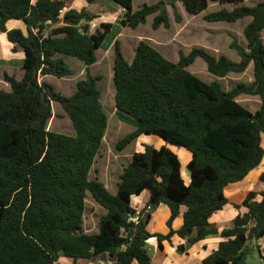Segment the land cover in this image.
<instances>
[{
  "label": "trees",
  "instance_id": "16d2710c",
  "mask_svg": "<svg viewBox=\"0 0 264 264\" xmlns=\"http://www.w3.org/2000/svg\"><path fill=\"white\" fill-rule=\"evenodd\" d=\"M70 1L0 0V31L13 51L25 56L23 78L5 75L11 91L0 90V264H57L61 257L76 264L102 254L114 264H152L148 244L163 249L174 235L191 245L209 236L222 238L218 249L199 264H247L253 244L263 259L259 241L264 237V191H249L242 203L235 204L225 189L245 180L264 159V1L248 6L245 0H161L134 11V0H111L123 10L122 26L131 29L146 24L152 15L153 30L170 28L168 6L179 20L177 2L192 16L204 13L211 3L239 5L206 14L204 20L210 23L251 18L243 30L247 47L235 41L230 45L239 62L193 48L174 63L141 41L128 63L116 40L117 115L135 127L116 148L122 151L142 136H157L166 145H145L135 153L115 194L90 176L108 127L100 78L87 72L72 96L40 81L42 76H73L63 56L86 67L94 65L114 26L100 22L92 29L99 16L86 8H69ZM12 20L23 21L27 34L8 29ZM197 58L218 78L243 74L253 64V80L225 90L220 81L205 82L188 70ZM241 95L258 96L260 108L251 111L238 101ZM52 102L62 105L74 135L48 130ZM167 145L191 153L189 184L179 156ZM260 179L264 182V173ZM144 191L150 198L137 212L132 198ZM88 194L106 210L96 233L84 230ZM258 195L261 201L256 200ZM228 204L247 212L237 215L230 228L219 230L210 219ZM161 205L170 211L166 234L148 230L152 211ZM183 208V224L175 230ZM178 248L185 250L184 245Z\"/></svg>",
  "mask_w": 264,
  "mask_h": 264
},
{
  "label": "rangeland",
  "instance_id": "374dc122",
  "mask_svg": "<svg viewBox=\"0 0 264 264\" xmlns=\"http://www.w3.org/2000/svg\"><path fill=\"white\" fill-rule=\"evenodd\" d=\"M161 0H134L133 10L136 11L142 4H156ZM264 0H245L244 5L253 6ZM83 2L88 10L102 16L103 19L95 20L91 24L99 25L100 22L112 23L114 26L108 34L102 47L97 51V62L90 66L79 61L76 58L63 56L66 64L73 70V76L66 78H56L54 76H42L40 81H46L52 84L55 90L63 96H72L76 91V84L79 80L86 78L87 72L92 76L100 78L98 86L102 94L101 102L108 115V127L103 139V144L99 154L96 157L95 163L91 170V179H98L106 188L115 194L120 176L123 174L125 167L129 165L135 153L144 150L145 145H152L155 148H160L166 143L157 136H142L127 146L124 150L118 151L117 143L135 130L134 125L121 121L117 115L115 105V83H114V44L116 40L121 42L122 53L128 63H132L135 55V50L141 41L149 42L155 47L165 58L177 63L179 62L181 53L188 55L193 48H203L215 56H226L233 62H239L240 56L231 49L232 42H236L243 48L247 47L246 40L243 35L245 18L236 23L230 24L226 22L210 23L204 20V16L208 13L219 11L221 9L233 10L239 5L233 4H218L211 3L208 9L198 16L190 15L181 2L176 3L178 20L175 15V10L168 6L170 16V28L160 27L158 30H153L152 22L154 15L148 17L147 23L140 25L137 29L123 27L121 24V13L119 6L111 0H93L90 5L86 0H71L70 7L82 8ZM82 3V4H81ZM94 29V28H92ZM18 63L20 61H10L6 65V69L11 73L13 69L15 77H18ZM4 67L0 68V90H9L8 83H5L3 76ZM188 70L205 82L218 80L222 83L225 90H230L238 83H250L253 80V66L250 65L243 74L230 73L226 78H218L212 75L205 61L202 58H197ZM3 72V73H2ZM241 95L238 101L247 106L251 111H255L258 107L257 98ZM53 117L48 123V130L60 134L74 135L75 131L72 122L61 104L52 102ZM175 152L180 159L182 166V176L186 182L190 180V172L188 163L191 160V153L184 149L167 145ZM148 192L144 191L139 200L144 199ZM136 199L134 202L136 203ZM138 211V210H137ZM106 214V210L95 202L91 194H88L86 199V211L84 215V230L87 233H96L101 216ZM170 218L168 208H158L152 211V219L148 226V230L153 233H162L167 230V221ZM176 224H182L179 218ZM177 226L175 225V228ZM179 239V238H175ZM252 254L248 257L247 264H262V259L255 244H253ZM148 253L152 258L153 264H173L174 261H180V257L172 251L167 245V252L164 251L161 257L157 254V250L153 247H147ZM174 249V248H172ZM179 249V248H178ZM167 253V256H166ZM102 254L91 260L80 259L76 264H109L108 259ZM108 255V254H107ZM107 257H110L109 255ZM111 260H113L110 257ZM136 262V261H135ZM73 260L61 257L57 264H73ZM115 263V262H114ZM111 263V264H114ZM134 264H138L137 262Z\"/></svg>",
  "mask_w": 264,
  "mask_h": 264
},
{
  "label": "crops",
  "instance_id": "0c3cea01",
  "mask_svg": "<svg viewBox=\"0 0 264 264\" xmlns=\"http://www.w3.org/2000/svg\"><path fill=\"white\" fill-rule=\"evenodd\" d=\"M86 1L90 5V2L88 0H86ZM81 6H82V8L76 7L75 9L81 10L83 8H86L88 10V8L84 2ZM69 8H74V7L69 6ZM119 12L121 13V16H122L123 15L122 8H119ZM98 16H99L98 19H100V18L103 19L102 16H100V15H98ZM98 19H96V20H98ZM250 21H251V18H250V20H246V23L244 24V28L247 24H249ZM102 22H104V21H102ZM7 27H8V29L19 28L25 34H27V26L23 21H14V20L9 21L7 24ZM244 28H243V30H244ZM263 38H264V35H263ZM217 57H219V56H217ZM24 59H25L24 53H22V52H16L15 53L13 51V45L7 39L6 34L3 33L2 31H0V68L2 66V67H4L3 69H5L4 73L2 72L3 76L5 77V75H8V76L15 77V75L12 73H13V69L16 67L10 68V71H11V73H10L6 69V65H9L10 61H17V62L20 61V63H18L19 68H17L18 69V77L17 78L15 77V78L17 80H21L24 76V69H23ZM251 65L253 66V64H251ZM4 82L7 83L6 81H4ZM8 85H9V83H8ZM10 91H11V86L9 85V90H7V92H10ZM247 97L257 98V102L259 105H258L257 109L255 111H253V112H256L261 106L260 98L258 96H247ZM263 147H264V139H263ZM263 173H264V159H263L262 163L256 169H254L252 172H250V174L246 177L245 180H243L239 183L231 184L225 189V195L229 199L230 203H235V204L242 203L243 200L246 198L249 191H254V192L264 191V182H262L260 179V177ZM185 183L189 184L190 180L188 182L185 181ZM146 192H148V191H146ZM141 196H142V194L140 196H134L132 198V206L135 208L136 211L138 210L137 212H140L146 206V204L150 198V193L148 192V194L146 195V197L144 199L139 200L141 198ZM135 199L137 200L136 203L134 202ZM261 199H262V197L260 195H258L256 197L257 201H261ZM160 207L166 208L164 205H161ZM184 212H185V208L182 209V214L175 220V222L173 224V228L175 230L179 229L182 226V224H183V213ZM246 212H247V209L244 207L237 209L233 205L228 204L223 208V210L214 214L211 217L210 222L212 224H215V226L218 227L219 230H223L225 228H230L232 226V222L237 215L244 214ZM179 218H181L182 224L177 225L176 222ZM175 225L177 226L176 228H175ZM167 232H168V228L164 232V234H166ZM176 237L179 239H175ZM221 241H222V238L219 235H216V236H209L207 239H205V240H203L197 244L191 245V244H188L187 240L180 238L178 235H174L172 237V243H169L167 241L164 242V248L163 249H156L150 244H148L147 247L151 246L154 249H156L157 254L161 257V255L164 256V254H165V253H163L164 251L167 252V245H168L169 248L171 247V250H172V251L169 250V252H175L180 257V261H178V262L174 261L173 264H199L205 258H207L209 255H211L214 251H216L218 249L219 243ZM180 245H184L185 250L178 249V247ZM259 245H260L261 255L263 256V259L261 257L260 258L262 259V264H264V237L260 239ZM172 248H174V249H172ZM104 256L107 259L109 258L108 259L109 264L115 262L114 259L111 260L110 257H107L108 256L107 254H105ZM166 256H167V253H166ZM134 263H136V262H133L132 264H134ZM105 264H107V263H105ZM152 264H153V262H152Z\"/></svg>",
  "mask_w": 264,
  "mask_h": 264
},
{
  "label": "built area",
  "instance_id": "2783aa9c",
  "mask_svg": "<svg viewBox=\"0 0 264 264\" xmlns=\"http://www.w3.org/2000/svg\"><path fill=\"white\" fill-rule=\"evenodd\" d=\"M95 27H96V24H93V25H92V28H95Z\"/></svg>",
  "mask_w": 264,
  "mask_h": 264
}]
</instances>
